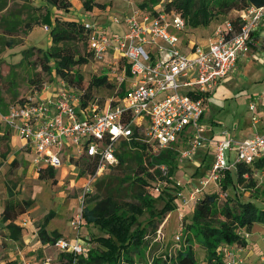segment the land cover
<instances>
[{
  "label": "built area",
  "instance_id": "1",
  "mask_svg": "<svg viewBox=\"0 0 264 264\" xmlns=\"http://www.w3.org/2000/svg\"><path fill=\"white\" fill-rule=\"evenodd\" d=\"M128 1L135 5L127 14L121 18L111 17L112 22L125 25L121 34L108 35L92 22L83 23L86 44L94 59L101 60L109 55L113 63L123 60L124 76L119 85L122 81H126V85L122 96L113 95L103 107L93 99L82 105L80 90L61 80L48 98L34 100L28 97L5 110L0 108V123L26 141L34 163L53 169L64 165L75 168L81 159L96 164L93 173L84 175L85 181L77 197L79 206L69 221L73 238L59 237L49 243L61 252L73 255L89 248V241L81 236L82 209L92 184L117 164L118 143L133 138L144 141L153 151H159L172 146L188 131L179 158L180 161L192 159L206 140L199 124L205 96L234 70L238 58L248 52L252 33L264 19V6L248 5L235 10V17L225 20L207 46L192 43L183 49L179 35L185 31L186 22L175 9L166 10L170 0H160L159 6H153L151 11L141 9L137 0ZM232 21L236 22V27ZM44 29L48 30V26ZM127 67L128 75L125 73ZM258 99L260 107L254 102L249 104L254 128L251 135L234 139L228 131H221V138L214 144L213 160L206 178L200 179L199 185H191L181 205L189 202L194 205L201 192L210 184H217L223 171L232 165H251L254 160L264 158V93ZM232 149L236 157L233 163H228ZM159 169L163 177L168 175L165 165H159ZM176 184L181 186L180 181ZM159 186L155 187L156 191ZM27 222L22 219L21 224ZM248 234L242 232L245 237ZM175 239H180L179 234ZM0 264L6 262L0 259ZM16 264L31 263L21 260ZM40 264L60 263L45 258ZM226 264H244V261L230 251ZM259 264H264V250Z\"/></svg>",
  "mask_w": 264,
  "mask_h": 264
},
{
  "label": "rangeland",
  "instance_id": "2",
  "mask_svg": "<svg viewBox=\"0 0 264 264\" xmlns=\"http://www.w3.org/2000/svg\"><path fill=\"white\" fill-rule=\"evenodd\" d=\"M5 1V8L0 10V41L2 39V29L7 25H22L30 18L36 19V22L31 23L25 33H20L15 38L17 42L11 48L4 47L0 42V96L2 98V105L6 109L9 105L24 101L28 97H33L34 100H37L39 98H46L52 92L51 83L57 76L46 73L41 65L40 58H36V55L32 56L28 61L22 60V50L25 48L35 46L46 49L51 46L49 30L44 29V26H49L50 28L49 23L51 21L49 20L47 25L43 24L44 22L40 20L44 18V7H47L49 10L50 18L52 15L64 20H75L78 23H84L92 21V17L83 14L87 10L84 9L81 0H73L74 4L72 5L71 3V6L67 10L56 9L45 0ZM90 1L92 5L91 10L96 8L99 10V13H103L104 16L108 17L110 15L117 18L122 17L123 13L122 11H118V8L122 5L125 6L123 0ZM137 1L140 3L146 0ZM158 3H151L150 7L155 5L158 7ZM235 15V10H232L226 15H220L213 19L208 25L195 28L186 27L182 33L184 41L182 38L181 44L185 43L186 38L189 39V45H191L193 40L198 39L202 41L206 35L210 36V38L215 37L214 31L222 28L225 20L229 18L233 19ZM105 26V32L108 34L115 24L114 22H107ZM212 30H214L213 33H211ZM259 40L260 42L256 46L250 47L248 53L239 60L236 70L227 76L216 91L210 95L205 114L199 121L202 127L201 134L206 138L205 142L210 141L212 138L213 140L221 138L217 133L223 128L229 129L231 135H234L237 128L235 125L238 122H241V127L237 133H242L243 136L250 135L252 124L249 118V104L254 102L257 107H260L261 101L258 97L264 93V33L260 35ZM73 46L79 50L81 55L88 59V62L74 67V71L82 75L84 79L83 86L71 87L82 90L91 76L106 74L112 86L100 87L99 89L93 88L90 98L96 100L99 107H103L104 103L119 91V82L124 76L122 72L124 63L120 59L113 63L109 55L101 60L94 59L89 54V49L84 41H75ZM32 81L36 84L39 81H42V83L37 88ZM215 122L218 124L216 125ZM211 125L213 126L212 129L210 128L212 127ZM0 128L4 129L3 123H0ZM256 128L259 132L261 131L257 126ZM185 134H188V131H185L183 136L173 143L172 146L174 147L179 144V149L183 148ZM212 134L214 135L212 136ZM139 141L147 146L144 141ZM147 148L149 149V146ZM118 151L121 150L118 149ZM151 151L153 153L157 152L152 149ZM196 152L197 155L192 160L183 159L182 161H180L178 153V168L175 173L172 176L167 175L165 177L162 176V178L158 177L156 180H148V186L145 187V190L152 196L157 197L158 191L155 190L157 185H160L161 188L165 184L171 187L175 182L180 181L181 195L177 197V202L182 204L183 196L187 190L191 189V185H199L200 179L206 178L207 170L213 160V146L210 148L204 146V148L202 147ZM127 153L131 157V160L135 158L136 162H138L137 156L142 155L130 141L128 142ZM229 154L231 160L228 163H233L236 157L234 149L229 151ZM12 158L16 160L13 164H11ZM28 159V154L24 151L11 155L7 160H2L0 157V259L15 257L21 252L26 258L34 257L37 260L45 253L48 258L57 261L61 251L56 247L49 245V247L44 249V252L40 248H37V225L42 221L43 216L48 211H51L53 217L47 225L49 232L53 230L59 232L68 227L67 224H69L70 218L78 209L79 202L78 199L76 200V197L80 194V187H82L85 181V173L80 176L79 170L87 160L81 159L75 164V168L70 166L67 172H65L66 170L58 169L57 178L55 179H40L39 174H36L35 170L29 167ZM141 160L142 163H145V156L142 155ZM130 163L129 160L123 165L111 166L107 169L98 178L103 181L100 189H96V182H94L91 186V192L86 196L85 203L92 205L94 201L89 202L90 198L103 197L108 192L107 190L112 189L115 190L114 192L119 193L118 195L121 200L136 202L134 198L135 188L129 183V180H126L127 176H132L133 166ZM154 168H159V165ZM154 168H150L149 171H154ZM227 172L230 174L232 182L227 185L224 193L220 192L218 183H212L204 189L206 192H220V203L224 199V194H234V185L237 180L236 165H232ZM223 177L221 176L220 181ZM165 178H169L172 183L165 182ZM252 179L255 181L252 187H245L244 185L247 182L238 187L241 190L239 197L241 201H251L257 208L264 209V169L255 170ZM27 200L31 201L29 207H26L25 204ZM5 205H7L8 213L13 217V220L17 222L22 221V219L29 221L27 227L22 230L20 242H13L5 227L6 224L1 221ZM162 206V199L156 198L154 202L155 212H158ZM176 209L162 217H158V220H154L151 224L146 223L147 212L138 216V220L145 226L144 243L139 251L130 248L129 256L131 260L127 261L121 258L120 264H153L157 258L158 264H168L167 262H163L165 258L170 259L172 263L178 249L185 244L186 236H189L190 245L193 248L197 261L201 258L206 259L205 251L199 245L196 237L191 234L185 235V231L181 226L185 225V220H189L193 208L188 206L186 212L182 213V218H179V211ZM255 225L260 226L261 230H264V224ZM33 229H36V233L33 232ZM180 229L182 230L179 231ZM259 232L260 230L258 229L254 230L252 236L249 238V240H254L251 241V246L255 253L264 248V243H262V237L259 236ZM98 234L97 229H93V227L89 229L87 225H82L81 227V236L84 238L89 236L91 238L89 248L96 247L93 237ZM177 234L180 236L178 241L175 239V235ZM30 248L34 250L27 252L26 249Z\"/></svg>",
  "mask_w": 264,
  "mask_h": 264
},
{
  "label": "trees",
  "instance_id": "3",
  "mask_svg": "<svg viewBox=\"0 0 264 264\" xmlns=\"http://www.w3.org/2000/svg\"><path fill=\"white\" fill-rule=\"evenodd\" d=\"M48 4L56 9H69L71 3L69 0H45ZM85 10L92 9L90 0H81ZM160 0H146L139 4L143 10H152L150 4H157ZM248 5L264 6V0H170L166 3V10L173 8L176 12L185 19L186 27L195 28L208 25L213 19L220 15H226L232 10H240ZM6 1H0V10L5 8ZM39 8V7H36ZM41 8V7H40ZM45 8L44 18L40 19L43 24L49 23L50 12ZM35 23V18H30L22 25H7L2 29L1 45L11 48L16 44V39L20 33H25L31 23ZM52 22V21H51ZM49 23L48 30L51 37V46L42 49L40 47L31 46L22 50V60H29L32 56L40 58L42 67L46 73L53 74L61 80L67 82L70 86H83V77L76 71L74 67L88 62V59L81 55L79 50L73 46L75 41H84L86 43V33L83 28V23H78L75 20H64L54 16L52 23ZM234 27L236 22L232 21ZM90 52V51H89ZM89 54H93L90 52ZM36 60V59H34ZM123 62V60L120 59ZM36 62V61H35ZM22 63V61H21ZM19 63V64H21ZM125 73L129 74L128 67ZM15 74V72H13ZM10 82V81H9ZM34 85L39 88L42 81ZM126 81H122L119 85L118 96H122L125 92ZM112 84L108 80L106 74L91 76L86 86L80 90L82 105H85L91 98L93 88L111 87ZM74 87V88H76ZM82 88V87H81ZM77 89V88H76ZM209 94L205 96L204 102L207 101ZM205 105V103H204ZM0 108L5 110L2 105L0 96ZM203 116V114H202ZM202 118V117H201ZM137 135V130H136ZM10 131L4 129L0 134V156L5 159L8 152V142ZM130 142L135 148L146 158V162L142 163V155H138L136 159L129 157L127 153L128 142L121 140L118 143L116 155L118 162L116 165H123L130 160L133 166L132 176H127L126 180L135 188L134 198L136 202H126L120 199L118 192L115 190H107L108 192L103 197H92L88 201H94L92 205L85 203L82 213L84 225L88 229L93 227L99 232L93 237L96 247L88 248L79 255L72 253L61 252L59 259L60 264H120L121 258L131 260L129 249L134 248L139 251L145 239V226L138 220V216L144 212L148 213L147 224H151L158 217H162L172 210L176 209L177 197L181 186L176 182L169 187L167 184L161 188L157 197L149 194L145 187L148 186V180H156L162 178L159 168H154L158 165H165L169 176H172L178 168L177 156L179 153V144L176 146L167 147L153 153L151 149L140 142L131 138ZM181 147V146H180ZM212 162V161H211ZM211 164V163H210ZM112 166V167H114ZM210 167V166H209ZM154 168L150 172L149 169ZM237 180L234 185V194H224V199L220 203V192L224 193L227 185L232 182L231 176L227 170L223 171L222 180L218 181L220 192L202 191L198 200L193 205L192 213L189 220H185V225H181L185 231V235L191 234L196 237L199 245L204 249L206 256V264H224L221 259V252L224 246L235 244L239 247H244L247 244V239L242 235V232L251 233L255 224H264V209L257 208L251 201H241L238 189L245 182V187H252L255 181L252 179L255 170L264 169V158H259L253 161L251 165L236 164ZM96 169V164L93 161L87 160L81 166L79 175L84 173H93ZM39 178L55 179L56 170L52 167L40 169ZM246 175V176H245ZM96 189L99 190L103 181L98 179ZM165 182L172 183L169 178H165ZM105 185V183H104ZM107 185V184H106ZM159 198L163 201V206L158 212L154 210L155 199ZM26 207L31 204L30 200L25 202ZM53 217V213L48 211L38 223V237L42 244L52 243L55 239L61 237V234L53 230H47V224ZM13 217L8 213V207L5 205L2 212L1 221L6 222ZM9 232V237L12 240L21 238V227L8 223L5 225ZM181 229V230H182ZM89 242L91 238H86ZM165 258L163 262L168 264H198V261L190 245L189 236L185 238V244L181 246L174 261ZM153 264H158V258Z\"/></svg>",
  "mask_w": 264,
  "mask_h": 264
},
{
  "label": "crops",
  "instance_id": "4",
  "mask_svg": "<svg viewBox=\"0 0 264 264\" xmlns=\"http://www.w3.org/2000/svg\"><path fill=\"white\" fill-rule=\"evenodd\" d=\"M70 1V3H72V5L74 4L73 3V0H69ZM123 2H125L124 3V5L125 6H120L119 8H118V11H122V16L123 15H125V14H127L129 11H130V9L132 8V6L133 5H135V2H131V1H128V0H123ZM79 7V6H78ZM72 8H73V6H72ZM97 10V11H96ZM84 15H88L89 17H92V21H90V22H92L97 28H99V29H101V30H103V31H105V24L107 23V22H112L111 21V17H112V15H110L109 17L108 16H104L103 15V13L101 14V13H99V10L98 9H96V8H94L93 10H91V11H86V13H83ZM53 20H54V17L51 15V21L53 22ZM113 24V23H112ZM115 24V26H112V30L108 33V35H116V34H121V33H123V31L125 30V25L123 24V23H114ZM213 31L214 30H212L211 31V33H213ZM215 32V31H214ZM182 33L183 32H181L180 33V39H182L183 38V35H182ZM262 33H264V19H262L261 21H260V23H259V25H258V27L255 29V31L252 33V43H251V45H250V47H252V46H256L259 42H260V35L262 34ZM209 40H210V36H207L206 35V37H205V39H203L202 41H199L198 39H195V40H193V42L192 43H197V44H200V45H202V46H207V44H208V42H209ZM183 41H184V38H183ZM191 43V44H192ZM190 45H189V39L188 38H186L185 39V43H182V48L183 49H187V47H189ZM250 47H249V49H250ZM248 52H246V53H244L243 55H241L239 58H238V60H237V62H236V65H235V68H234V70L231 72V73H233L235 70H236V68H237V65H238V62H239V60L241 59V58H243L246 54H247ZM231 73H229L227 76H229ZM226 76V77H227ZM225 77V78H226ZM225 78H223L219 83H218V85L215 87V89L209 94V96H208V98H207V101L205 102L206 104L204 105V111H203V116H204V114H205V110H206V107H207V103H208V100H209V97H210V95H212L213 94V92H215L216 91V89L222 84V82H223V80L225 79ZM61 81V79H59L58 77H56L53 81H52V83H51V89H52V92H51V94L50 95H48L46 98H48V97H50L51 95H52V93L55 91V89L59 86V82ZM249 118H250V116H249ZM241 122H238V123H236L237 125H235V127H237L236 128V130H235V133H234V135H231V131L229 130V129H225V128H223V129H221L220 130V132L221 131H223V130H226V131H228V133H229V135H230V137H232V138H234V139H243V138H245V137H247V136H243V134L242 133H237V131H238V129H240V127H241V124H240ZM215 124L217 125L218 123H216L215 122ZM214 124V125H215ZM4 125V124H3ZM212 126V125H211ZM211 129L213 128V126L212 127H210ZM4 129H8L9 131H10V138H9V142H8V147H9V152H8V154H7V156H6V160H7V158L8 157H10L11 155H14V154H19V153H21L22 151H24L25 153H27L28 154V157H29V167L30 168H33L34 170H35V173L36 174H39V170L40 169H44L45 167L43 166V165H39V164H36V163H34L33 162V154H32V152L30 151V148H29V146L28 145H26V141L23 139V138H21L13 129H11V128H9V127H7L6 125H4ZM4 129H1L0 128V134L2 133V131L4 130ZM253 127H252V131H251V133L253 132ZM220 132L219 133H217V134H219L220 135ZM251 133H250V135H251ZM214 134H212V136H213ZM249 135V136H250ZM215 141L216 140H213V138L212 139H210V141L209 142H205V143H203L201 146H200V148H204V146H206L207 148H210L211 146H213V149H214V144H215ZM1 148V147H0ZM199 148V149H200ZM198 149V150H199ZM197 150V151H198ZM196 155H197V152L195 151V153H194V156L193 157H196ZM1 157V156H0ZM14 158V157H13ZM12 158V159H13ZM5 159H2V160H5ZM11 159V160H12ZM192 160V159H191ZM14 162H16V160L15 159H13L12 161H11V164H13ZM71 167H73V166H71ZM58 169H62V170H66L65 172H67V170L68 169H70V165H64L63 167H61V168H58ZM58 169H55L56 171L58 170ZM55 178H57V172H56V175H55ZM81 188V187H80ZM187 194H188V190L186 191V193L184 194V196H183V198H185L186 196H187ZM76 200H77V197H76ZM188 206H190V207H192L193 208V204L191 203V202H189V203H187V204H183V205H181V204H178V206H177V209L176 210H178L179 211V218H182V213H185L186 212V210H187V207ZM180 212H181V216H180ZM71 219V218H70ZM51 220V219H50ZM13 223L14 225H16V226H19V227H21V229L23 230L25 227H27V224H25V225H22L21 224V221H19V222H17V221H15V220H13V219H8L6 222H4L5 224H8V223ZM27 223H29V222H27ZM49 223V222H48ZM48 225V224H47ZM67 226L68 227H66L64 230H60L58 233H60L61 231V233L63 234H61V237H65V238H73V232H72V230H71V228L69 227V224H67ZM256 229H258V230H260V237H262V243H264V230H261V227L260 226H254L253 228H252V231H251V233H249L248 234V236L246 237V239H247V244H246V246H244V247H239V246H237V245H235V244H232V245H226V246H224L223 247V249H222V252H221V259H222V261L224 262V264H226V262L228 261V253L231 251L233 254H235V255H239L240 257H242L243 258V261H244V264H259L260 263V255H261V251L262 250H264V248H262V250H260L258 253H255V251H254V249H252V246H251V241H254V240H249V238L252 236V233H253V231L254 230H256ZM22 230H21V238H22ZM48 230V229H47ZM56 231V230H55ZM33 232H35L36 233V229H33ZM261 233H262V235H261ZM36 235V234H35ZM37 236V235H36ZM21 238L19 239V240H17V241H15V240H13V242L14 243H17V242H20L21 241ZM25 242H27L26 240H24ZM46 247H49V243H47V244H42V242L39 240V238H38V236H37V248H40L43 252H44V249L46 248ZM34 249L33 248H30V249H26V251L27 252H29V251H33ZM24 252V251H23ZM20 254L17 256H15V257H8L7 259H2L4 262H6V264H16L17 262H19V261H21V260H26V261H28V262H30L31 264H40L45 258H48V256H46L45 255V253L43 254V256L40 258V259H35L34 257H30V258H26L25 256H24V254L23 253H21V252H19ZM50 259H52V258H50ZM53 260V259H52ZM199 261V264H206V259H200V260H198Z\"/></svg>",
  "mask_w": 264,
  "mask_h": 264
}]
</instances>
